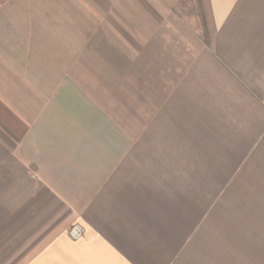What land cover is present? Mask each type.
Here are the masks:
<instances>
[{
    "label": "crops",
    "instance_id": "1",
    "mask_svg": "<svg viewBox=\"0 0 264 264\" xmlns=\"http://www.w3.org/2000/svg\"><path fill=\"white\" fill-rule=\"evenodd\" d=\"M0 264H264V0H0Z\"/></svg>",
    "mask_w": 264,
    "mask_h": 264
},
{
    "label": "built area",
    "instance_id": "2",
    "mask_svg": "<svg viewBox=\"0 0 264 264\" xmlns=\"http://www.w3.org/2000/svg\"><path fill=\"white\" fill-rule=\"evenodd\" d=\"M84 227L80 224H75L69 229V233L73 238H81L84 235Z\"/></svg>",
    "mask_w": 264,
    "mask_h": 264
}]
</instances>
